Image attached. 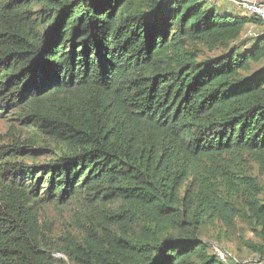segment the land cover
<instances>
[{
	"label": "trees",
	"instance_id": "1",
	"mask_svg": "<svg viewBox=\"0 0 264 264\" xmlns=\"http://www.w3.org/2000/svg\"><path fill=\"white\" fill-rule=\"evenodd\" d=\"M250 24L203 0H0V264H224L212 222L264 243Z\"/></svg>",
	"mask_w": 264,
	"mask_h": 264
},
{
	"label": "rangeland",
	"instance_id": "2",
	"mask_svg": "<svg viewBox=\"0 0 264 264\" xmlns=\"http://www.w3.org/2000/svg\"><path fill=\"white\" fill-rule=\"evenodd\" d=\"M216 8L219 13L226 10L240 16H246L244 13L236 10L230 3L218 4L216 5ZM262 29V26L250 24L246 27L244 37H247V31L249 30L253 34L254 32L256 34ZM259 66L260 65L254 66V68H258ZM8 128L9 123L0 120V134L4 136ZM72 210L73 208L71 206H50L46 208L42 218L46 224L52 228L53 237L58 238L66 229L71 230L72 232L74 231V228H71ZM202 239L208 242L212 249L214 247H219L220 249L229 252L231 256L235 258H233L235 261L230 260L226 264H252L257 260L263 261L253 249L248 247V244L259 245L264 243L254 237L250 232L249 227L242 223L236 222L232 228H225L218 222L209 223L204 228ZM58 258L62 261V264H69L64 257L59 255Z\"/></svg>",
	"mask_w": 264,
	"mask_h": 264
},
{
	"label": "built area",
	"instance_id": "3",
	"mask_svg": "<svg viewBox=\"0 0 264 264\" xmlns=\"http://www.w3.org/2000/svg\"><path fill=\"white\" fill-rule=\"evenodd\" d=\"M210 5H221L230 3L236 10L244 13L248 17H254L260 21L262 28L264 29V0H203ZM247 35H253L252 32L247 31ZM213 254L224 264L228 263L230 260L235 258L225 250L219 247H214L212 249ZM234 258V259H233ZM235 261V260H234ZM252 264H264V260H257Z\"/></svg>",
	"mask_w": 264,
	"mask_h": 264
},
{
	"label": "crops",
	"instance_id": "4",
	"mask_svg": "<svg viewBox=\"0 0 264 264\" xmlns=\"http://www.w3.org/2000/svg\"><path fill=\"white\" fill-rule=\"evenodd\" d=\"M235 8V7H234ZM225 11V10H224Z\"/></svg>",
	"mask_w": 264,
	"mask_h": 264
}]
</instances>
